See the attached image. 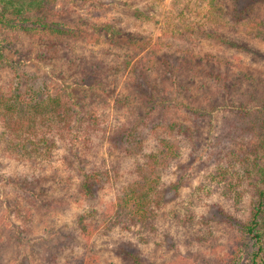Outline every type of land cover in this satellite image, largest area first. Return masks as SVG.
Wrapping results in <instances>:
<instances>
[{
  "label": "rangeland",
  "instance_id": "obj_1",
  "mask_svg": "<svg viewBox=\"0 0 264 264\" xmlns=\"http://www.w3.org/2000/svg\"><path fill=\"white\" fill-rule=\"evenodd\" d=\"M45 19L50 27L60 26L74 35L56 38L55 44L63 49L50 57L52 64L30 61L31 67H21L23 70L56 73L66 62H62L66 55L63 43L85 61L107 59L121 68L122 58L135 55L139 62L143 58V64L157 63L156 70L147 75L155 87L151 92L171 101L172 107L144 118L139 135L142 149L152 148L161 126L170 119L181 123L185 133L180 160L162 174L155 199L162 197L161 202L169 203L166 210L176 204L183 215L191 213L192 232L199 230L203 239L192 238L185 244L189 235L174 219L160 220L156 233L149 227L127 230L118 226L107 231L105 220L99 228L92 227L90 239L78 236L77 215L92 209L101 214L133 177L143 153L134 152V156L121 150L108 154L104 145L97 149L89 144L80 147L75 158L67 152L54 157L58 158L54 166L62 174L61 180L68 184L66 193L50 186L52 170L28 172L18 161L0 157V264H83L89 254L94 259L87 264H132L130 254L142 259V264H205L210 258L227 255L235 229L225 223L222 212L241 217L247 198L259 185L253 172L264 160V110H253L264 106V41L256 34L263 26L251 28L249 24L253 20L264 23V1L53 0ZM22 25L31 26L32 21ZM24 37L6 50L10 60H21L25 47H37ZM128 46L131 48L126 49ZM161 61L181 67L176 73ZM113 72L105 69L102 74ZM9 73L0 71V82ZM126 74L108 85L116 86L125 98L114 102L115 106L84 85L81 69L73 72V78H60L58 84H66L74 99L90 109L107 112L112 107L121 121L118 123L126 124L135 122L148 107L139 102L140 93L127 84ZM221 77L225 88L216 81ZM237 78L243 82L241 90L231 84ZM176 102H182L185 110ZM102 157L106 166H114L117 176L112 172V180L94 199H79L75 194L78 168L88 169V160L98 165ZM17 180H21L20 187L11 184ZM231 182L243 193L237 207L238 195L225 193ZM20 210L28 211L32 218L21 220ZM141 235L150 239L144 242Z\"/></svg>",
  "mask_w": 264,
  "mask_h": 264
},
{
  "label": "trees",
  "instance_id": "obj_2",
  "mask_svg": "<svg viewBox=\"0 0 264 264\" xmlns=\"http://www.w3.org/2000/svg\"><path fill=\"white\" fill-rule=\"evenodd\" d=\"M52 1L0 0V71L11 72L10 76L0 82V157L18 161V165L28 172L47 173L52 170L50 186H55L66 193L68 184L61 180L62 174L54 166L58 160L54 158L56 155L59 157V153L67 152L70 158H75L81 153L80 147L87 148L92 144L97 149H102L100 147L104 145L108 154L123 150L135 156L136 152L140 153L143 150V141L139 135L145 125L144 118H150L154 112L162 109L168 111L172 103L151 92L155 87L147 75L156 70L157 63L145 61L143 64V58L139 62L135 59V55L128 53L126 54L129 56L122 58L120 68L117 67V63H108L107 59H97V61L80 59L75 55L73 47L63 43L60 45L66 47V55L62 58V62H66L62 63L56 73L38 74L30 69H21V67L30 68V61L37 64L43 62L52 64L50 57L59 55L58 52L62 53L63 49L59 50L58 45L55 44L56 38L67 39L70 35H74L69 29L48 25L45 14L50 10ZM29 20L32 21L31 26L22 25ZM249 24L251 28L263 26L261 29H256V34L264 41V23L253 20ZM4 34L5 36L2 37ZM22 35L35 42L37 47L32 49L25 47V53L21 54L22 59L14 62L6 57V50L11 49L14 42H19ZM130 48L131 46L126 47V49ZM69 53H72V57ZM160 64L168 66L176 73L181 67L163 61ZM77 69H81L84 75L82 77L84 85L90 87L94 94L98 92L108 102L112 101L113 106L116 105L114 102L125 98L117 91L116 86L109 88L108 85L112 80L117 81L127 73L126 77H129L127 84L131 85L132 89L138 90L141 97L139 102L148 106L147 109L135 122L123 124L118 123L121 121L118 120L119 116L112 107L107 112L86 107L84 102L74 99L66 84L61 82L58 84L60 78L65 80L73 78V72ZM105 69L115 72L110 75L102 74ZM176 73L174 75L177 78ZM216 81L224 88L227 86L222 77ZM235 81L234 84L231 81V84L241 90L243 82L238 78ZM104 83L107 85L103 86ZM52 85H56L55 88H52ZM176 105L183 110L186 108L182 102H176ZM253 110L259 113L264 110V106L261 110ZM161 129L162 132L158 133L157 138H159H156L152 148L143 150L139 155L138 159L141 161L135 167L133 177L124 185L120 194L100 212L101 214L98 215L97 209H92L77 215V234L83 240L90 239L94 232L92 227L99 228L105 220L104 227L107 231L118 226L127 230L131 227L141 228L140 230L149 227L156 233L160 220L174 219L180 221L181 228H185V232L189 235L185 244H188L192 238L202 241L203 236H198L199 230L192 232L194 217H191V213L184 212L183 215L176 209V204H172L167 208L169 210H166L169 203L166 205L161 202L162 197L159 201L155 199L159 196L162 174L174 162L180 160L183 146L181 136L185 133L184 126L173 119L163 124ZM92 138L97 142H92ZM134 152L135 154H132ZM87 163L90 164L87 166L88 169L78 168L77 172L79 180L75 194L82 200L94 199L98 190L112 180L113 174L117 176L112 164L105 165L104 157L98 165L96 161L88 160ZM262 163L256 166L253 172L254 180L259 185L256 189L254 187V193L252 191L247 198V209L241 213L243 217L235 216L236 214L233 216L232 212H222L225 223H229L231 228L235 229L232 232L234 234L231 250H228L225 256L206 260L205 264H264V160ZM73 167L75 170V166ZM20 181H13L11 184L20 187ZM233 184L235 183H229L231 188H227L225 193L233 191L238 195L239 199L235 200L234 205L237 207V203L242 202L243 193L232 187ZM75 194H70V197ZM231 197L235 196L231 195ZM19 213L21 220L32 218L26 210H20ZM145 233L150 237L149 231ZM147 237L142 238L141 235L139 238L146 242L150 239ZM128 257L132 264H142V259L139 257L131 254ZM92 259H94L93 254L87 255L83 264H87V260L89 262Z\"/></svg>",
  "mask_w": 264,
  "mask_h": 264
}]
</instances>
